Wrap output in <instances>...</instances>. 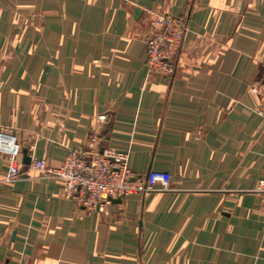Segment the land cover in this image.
Masks as SVG:
<instances>
[{
	"label": "crops",
	"instance_id": "0c3cea01",
	"mask_svg": "<svg viewBox=\"0 0 264 264\" xmlns=\"http://www.w3.org/2000/svg\"><path fill=\"white\" fill-rule=\"evenodd\" d=\"M178 14L175 72L152 74V20ZM263 63L264 0H0V138L52 167L99 139L172 176L91 211L23 151L4 182L0 152V264H264Z\"/></svg>",
	"mask_w": 264,
	"mask_h": 264
},
{
	"label": "built area",
	"instance_id": "2783aa9c",
	"mask_svg": "<svg viewBox=\"0 0 264 264\" xmlns=\"http://www.w3.org/2000/svg\"><path fill=\"white\" fill-rule=\"evenodd\" d=\"M187 14L158 15L152 20L151 32L146 39L147 65L150 73L171 76L175 72V58L179 53L188 28ZM262 81L264 82V63ZM260 94V89L253 88ZM106 117H101L105 119ZM90 151L79 148L69 151L57 167L45 160H33L31 168L62 182V192L68 199L91 211L101 210L110 199H126L132 194L169 191L172 176L164 171H151L148 176L134 174L128 166V155L115 150L99 153V139L90 143ZM23 147L16 140L0 138V152L9 156V168L4 182L21 176L20 157ZM258 191L264 192V181Z\"/></svg>",
	"mask_w": 264,
	"mask_h": 264
},
{
	"label": "water",
	"instance_id": "95a60500",
	"mask_svg": "<svg viewBox=\"0 0 264 264\" xmlns=\"http://www.w3.org/2000/svg\"><path fill=\"white\" fill-rule=\"evenodd\" d=\"M23 153H24V163L26 164V165H30L31 164V162H32V158L29 156V150L28 149H24V151H23ZM150 173V172H149ZM149 173H148V175H149ZM147 175V176H148ZM110 201L112 202V203H120V202H122V200L121 199H110Z\"/></svg>",
	"mask_w": 264,
	"mask_h": 264
},
{
	"label": "rangeland",
	"instance_id": "374dc122",
	"mask_svg": "<svg viewBox=\"0 0 264 264\" xmlns=\"http://www.w3.org/2000/svg\"><path fill=\"white\" fill-rule=\"evenodd\" d=\"M174 66H175V62H174Z\"/></svg>",
	"mask_w": 264,
	"mask_h": 264
}]
</instances>
